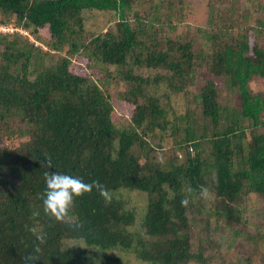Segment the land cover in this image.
I'll return each instance as SVG.
<instances>
[{
  "label": "trees",
  "instance_id": "16d2710c",
  "mask_svg": "<svg viewBox=\"0 0 264 264\" xmlns=\"http://www.w3.org/2000/svg\"><path fill=\"white\" fill-rule=\"evenodd\" d=\"M0 25V264H264V0H0ZM53 171L108 190L82 228L44 214Z\"/></svg>",
  "mask_w": 264,
  "mask_h": 264
},
{
  "label": "clouds",
  "instance_id": "9594fccd",
  "mask_svg": "<svg viewBox=\"0 0 264 264\" xmlns=\"http://www.w3.org/2000/svg\"><path fill=\"white\" fill-rule=\"evenodd\" d=\"M41 166H47L48 168H51V158H45ZM44 179L46 185L42 200L44 214L50 218H53L57 222L68 223L70 228L79 229L83 227L82 223L72 222L68 219L74 198H79L83 197L85 194H90L93 189H96L101 197H108V190L98 180H94L91 183H86L80 177L62 174L56 171L45 173ZM191 191L192 189H189V192ZM201 194H203V191ZM180 203L182 207H187L189 204V199L185 197ZM30 231L35 233L36 229H30ZM37 239L40 244L44 243L43 235H37ZM35 250L36 252L40 251L39 244ZM22 260L23 264H37L38 256L29 254L22 257Z\"/></svg>",
  "mask_w": 264,
  "mask_h": 264
},
{
  "label": "rangeland",
  "instance_id": "374dc122",
  "mask_svg": "<svg viewBox=\"0 0 264 264\" xmlns=\"http://www.w3.org/2000/svg\"><path fill=\"white\" fill-rule=\"evenodd\" d=\"M198 15L195 13L192 15V19L195 20V18ZM97 19L100 22H104L103 16H98ZM5 27V28H12V25H0V28ZM2 34H8L7 32H1ZM41 37L45 36V30H42L40 33ZM218 88H219V94H220V103L225 105H234L238 106L239 105V95L237 92L232 90V88L229 86V84L225 80H220L218 81ZM250 88L253 93L264 89V82H253L250 83ZM114 120L118 121L119 117L117 115H114ZM12 144H16L17 141L14 139L11 141ZM233 258V256L231 255ZM234 262L228 261L225 262L224 260L221 259V257H217L216 260L214 261V264H232Z\"/></svg>",
  "mask_w": 264,
  "mask_h": 264
},
{
  "label": "built area",
  "instance_id": "2783aa9c",
  "mask_svg": "<svg viewBox=\"0 0 264 264\" xmlns=\"http://www.w3.org/2000/svg\"><path fill=\"white\" fill-rule=\"evenodd\" d=\"M0 32H13V29L2 27L0 28Z\"/></svg>",
  "mask_w": 264,
  "mask_h": 264
}]
</instances>
